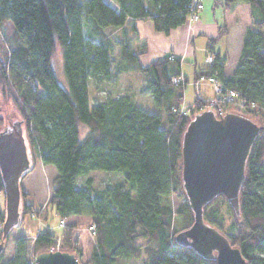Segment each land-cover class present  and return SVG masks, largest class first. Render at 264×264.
<instances>
[{
	"label": "trees",
	"instance_id": "obj_1",
	"mask_svg": "<svg viewBox=\"0 0 264 264\" xmlns=\"http://www.w3.org/2000/svg\"><path fill=\"white\" fill-rule=\"evenodd\" d=\"M216 3L227 9L248 4L252 25L264 28V0ZM191 6L192 0H0V27L6 20L13 25L4 42L0 40V92L20 116L27 149L57 171L50 209L59 219L87 215L95 224V243L87 263L80 260L82 251L72 243L71 229L38 230L32 241L34 254L48 250L61 234V249L75 253L82 264H116L118 259L217 264L174 238L193 221L182 187L181 141L203 102L196 99L190 115L172 99L175 87L184 83L180 57L167 55L142 65L130 48L132 39L123 32H105L110 26L149 19L156 31L168 34L187 22ZM226 33V25L220 24L211 40L218 41ZM213 56V62L198 69L195 77L216 71L225 87L239 94L223 107L252 119L260 128L246 159L239 213L221 194L203 207V217L229 237L247 264H264V34L245 30L231 75L224 73L227 56ZM130 68L144 76L146 88L164 109L165 128L161 114L137 104L131 92L90 102L89 80L99 85L112 77L114 69ZM174 76L182 81L173 83ZM95 170H119L122 180L97 189L86 177L85 187L77 185L78 176ZM0 191H4L1 173ZM172 193L182 199L176 210L167 198ZM29 196L20 180L22 220L25 214L42 215ZM0 264H34L27 257L26 240L18 239L12 258Z\"/></svg>",
	"mask_w": 264,
	"mask_h": 264
},
{
	"label": "water",
	"instance_id": "obj_2",
	"mask_svg": "<svg viewBox=\"0 0 264 264\" xmlns=\"http://www.w3.org/2000/svg\"><path fill=\"white\" fill-rule=\"evenodd\" d=\"M259 128L255 121L241 114L228 111L217 117L213 110L206 109L192 116L182 134L181 180L193 221L174 238L177 244L189 246L217 264H247V260L225 233L204 219L203 207L222 194L239 213L246 159ZM30 165L31 153L21 122L16 121L0 130V173L5 196L0 252L9 231L21 223L20 180ZM35 264L82 263L75 253L55 249L38 252Z\"/></svg>",
	"mask_w": 264,
	"mask_h": 264
},
{
	"label": "rangeland",
	"instance_id": "obj_3",
	"mask_svg": "<svg viewBox=\"0 0 264 264\" xmlns=\"http://www.w3.org/2000/svg\"><path fill=\"white\" fill-rule=\"evenodd\" d=\"M239 20L249 24V28L253 30H258L261 34H264V28L256 29L251 23L250 9L249 13L245 9H241L239 11ZM199 19V16H198ZM197 19V20H198ZM193 20V21H197ZM112 27L105 28V32H110ZM10 29L6 28L4 31L0 32V40H5V36L10 34ZM164 34V33H163ZM140 35L144 38L143 40H139L133 45L132 50L138 54V62L141 64H145L149 60L150 46L149 42H152V39L149 35V31L143 29L140 31ZM166 35V34H165ZM4 42V41H2ZM162 44V41H161ZM173 55V54H169ZM56 67L58 71L60 70V52L57 50L55 56ZM188 70V67L184 68ZM116 71L114 70V73ZM188 72V71H187ZM116 73H119L118 71ZM188 76V83H190V76ZM116 78V77H115ZM131 83L134 79L128 78L124 79L123 77L117 78L115 81L113 78H109L108 80L102 82L99 85L91 79L89 80V94H90V102H98L102 101L108 95L109 90L120 89L121 91L128 90L129 81ZM126 82V87H124V83ZM134 82V81H133ZM117 91V93L121 92ZM145 91V90H144ZM150 95V94H149ZM146 93H141L137 95V100L140 102V106L144 107L146 110L151 112H158L161 114L162 126L166 127V122L164 118V109L159 106L154 99ZM97 97V99L95 98ZM193 100V90L190 84H188L187 90L184 95V102L187 104H181L182 109L189 108V114L191 115L190 103ZM208 100V99H207ZM206 100V101H207ZM201 101V100H199ZM203 102V101H202ZM189 104V105H188ZM193 107V106H192ZM199 111H195L197 113ZM228 112V108L227 111ZM194 113V114H195ZM0 130L4 127L11 126L14 122L20 121V116L16 109L13 107L11 101L4 97L0 92ZM57 175V171L54 168H50V166H46L39 159H37L33 152H31V165L28 171L23 175L21 179V185L25 192H27L29 196V200L37 203L42 209V215L37 216L34 214H25L21 223L10 230V233L7 234L4 249L3 251V259L9 260L12 258L14 254L15 242L24 238L26 240V250L27 257L34 261L35 264V255L32 251V241L38 230L43 228H49L52 231L59 233L63 232L65 229L72 230V243L82 251L80 260L83 263H87V259L90 255V251L92 246L94 245V234L89 229L92 224V220L90 217L83 218H73V220L63 219L64 222H61V219L57 215L53 213L48 205V201L52 196V180ZM86 177H91L93 181V187L97 189H102L108 186H112L116 182H120L122 180V173L119 170H95L91 171L86 175H80L77 178V185L79 187H85V179ZM168 200L173 208L176 210L178 204L182 202V199L176 194L172 193L169 195ZM2 201L4 202L5 208V197H2ZM223 213L226 214V207L223 205L222 207ZM1 234V233H0ZM63 244V239L61 234L56 237V241L53 244L54 249H61ZM0 260V261H2ZM116 264H142L138 259H118Z\"/></svg>",
	"mask_w": 264,
	"mask_h": 264
},
{
	"label": "crops",
	"instance_id": "obj_4",
	"mask_svg": "<svg viewBox=\"0 0 264 264\" xmlns=\"http://www.w3.org/2000/svg\"><path fill=\"white\" fill-rule=\"evenodd\" d=\"M202 2L203 7L199 11V19L197 21L187 20L185 24L172 29L166 35L162 32L156 31L151 20L149 19L128 21L122 27L113 28L109 32L113 34H121L123 32L126 37L132 39L130 45V48H132L137 41L144 39L140 35V31L143 29L149 31V35L152 39V42H149V58L151 60L142 65H146L169 54H173L174 56L181 58L180 69L181 75L184 78V83L178 88L175 87L172 96V99L174 98L173 100L178 101L180 104H187L184 102V95L188 84L191 85L193 90V100L191 101L190 105H193L196 99L206 101L207 99H210L214 96V91L210 84L206 82H202L198 84V86L194 84L196 71L208 65V63L205 61L207 54L211 53L212 55H215V53H219V55L227 56L224 73L226 75H231L237 65V60L239 58L242 45V37L245 30L250 26L249 24L239 20V16H237L239 15V11L241 9H246L249 13L248 4L238 3L236 6H234V8L227 9L222 4H217L216 0H202ZM220 24L226 25L227 33L218 41H213L211 39L217 36L218 25ZM12 26V23L9 20H6L2 22L0 28L1 31L9 28L11 32ZM185 67H188V70H185ZM116 72L112 75L114 81L119 77H123L124 79L132 78L134 79V82L132 81L131 83V80L129 81L128 90H124L126 88H124L122 91L120 89L109 90L106 97H117L121 94H124L125 92H131L134 96L135 102L139 105L141 104L137 100V95H140L143 92L148 95L150 94L149 96L152 97L150 89H147L145 86L146 81L144 76L137 70L130 68L119 73ZM187 75L190 76V83H188L189 78ZM124 87H126V82L124 83ZM118 90L121 92L117 93ZM179 92L182 96L181 99L178 98ZM95 98L97 99V97ZM46 166H50V168L55 169L53 165ZM83 217L89 216L71 215L66 219L73 220V218Z\"/></svg>",
	"mask_w": 264,
	"mask_h": 264
},
{
	"label": "built area",
	"instance_id": "obj_5",
	"mask_svg": "<svg viewBox=\"0 0 264 264\" xmlns=\"http://www.w3.org/2000/svg\"><path fill=\"white\" fill-rule=\"evenodd\" d=\"M203 7V2L202 0H192V6H191V11L188 16L189 21L197 20L199 16V11ZM169 58H172V55H169ZM214 60V56L210 53L206 55L205 61L208 64H211ZM171 81L173 83H179L182 81L181 76H174L172 77ZM206 82L211 85L213 91H214V96L207 101H203L198 108L196 109L197 111H203L206 109H211L215 113L217 117H221L226 113V109L223 107L224 104L226 103H232L234 102L235 99H237V96L239 95L237 91L225 87L222 81H220L216 77V71L213 74H204L200 73L197 77L194 79V84L198 86V84ZM189 108H184L182 109V112L184 114H188ZM2 197L4 196V191H0V233L2 230L3 222H4V217L2 218V214L4 211V202L2 201ZM61 222L63 223L64 220L61 219ZM91 232L94 234V229H95V224L92 223L89 227ZM48 250H55L53 246H51Z\"/></svg>",
	"mask_w": 264,
	"mask_h": 264
}]
</instances>
